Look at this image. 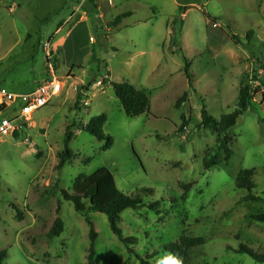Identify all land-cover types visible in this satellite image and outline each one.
Masks as SVG:
<instances>
[{
  "label": "rangeland",
  "instance_id": "rangeland-1",
  "mask_svg": "<svg viewBox=\"0 0 264 264\" xmlns=\"http://www.w3.org/2000/svg\"><path fill=\"white\" fill-rule=\"evenodd\" d=\"M124 12L131 16L110 25ZM70 30L65 46L76 54L66 57L57 40ZM48 41L63 89L16 137L0 139L3 264H88L89 227L60 195L79 176L101 168L111 172L119 191L144 206L119 215L122 235L137 239L131 255L106 216L90 213L97 233L93 264H140L153 252L148 262L163 264V245L183 233L204 241L187 252L185 264H261L237 251L241 245L264 251V224L251 219L264 215V201L244 200L249 194L264 199V0H0V87L27 93L41 84ZM106 77L145 90L150 114L127 117L110 83L103 85ZM242 80L254 102L226 133L233 140L229 164L218 152L217 165L206 170L203 160L217 153L219 137L201 126L200 111L205 107L216 120L232 112ZM184 93L187 100L177 106ZM100 115L112 140L105 151V141L75 127ZM68 126L74 158L57 170ZM242 170H254L250 192L235 186ZM157 201L158 213L149 208ZM58 216L64 231L49 239Z\"/></svg>",
  "mask_w": 264,
  "mask_h": 264
},
{
  "label": "trees",
  "instance_id": "trees-1",
  "mask_svg": "<svg viewBox=\"0 0 264 264\" xmlns=\"http://www.w3.org/2000/svg\"><path fill=\"white\" fill-rule=\"evenodd\" d=\"M130 12H124L115 17V19L110 23V25H116L121 22L122 19L130 17ZM208 21L216 23L217 19L211 15H206ZM253 31H248L245 35L247 40H251L253 36ZM228 38L236 45H239V39L235 35L227 34ZM263 78H264V64H263ZM184 74L189 81L191 82V74L189 73V65L185 64ZM103 85L110 83L114 95L120 103V106L127 117L133 118L140 116L147 112L149 113V99L145 90H138L134 88L128 82H119L113 83L109 82L106 78L102 81ZM191 84V83H190ZM260 87H257L256 90H260ZM262 96L263 92L258 91ZM254 92H251L250 85L242 80L238 90V104L236 109H234L229 114L223 115L219 120H216L210 116L205 107H202L200 111L201 126L204 129L213 131L219 137V141L216 147L217 153H215L211 158L203 160V167L208 170L213 168L218 163V152L224 153V164L228 165L231 155V148L233 140L227 138V131L234 127L237 123L238 118L245 112L253 100ZM187 93H184L183 96L177 102V106L187 100ZM81 99V94L78 93L76 96L75 107L79 106V101ZM182 123L184 122V117L182 116ZM264 123V117L260 120ZM106 123V116L100 115L99 117L93 118L87 124H79L76 127L77 130L87 132L94 136L98 141H105L102 150H108L112 146V140L106 136L102 127ZM184 126V125H183ZM72 126L67 127L66 140L64 142V149L61 151L57 158V170H60L66 162L74 158L73 152L69 149V143L73 136V133L70 131ZM19 132L14 133L16 137ZM254 175V170H242L239 172L235 186L238 189L247 190L250 192L254 185L252 183V178ZM150 193V191H145ZM61 199L67 202H70L73 206L74 211L79 214L89 227V252L87 255L88 264H93L95 257L94 244L97 239V233L95 231L94 225L90 218L91 212H97L106 216L111 232L122 242L127 249L128 255L133 253L132 247L136 245L137 239L133 237H124L120 228L118 227V221L120 219L119 215L122 211L126 209L138 210L142 208L143 202L140 198H133L123 194L116 187L114 177L111 172L106 168H101L89 176H79L75 179L72 185L71 191L61 190ZM245 201L251 202H262L264 199L259 197H254L249 194L244 199ZM61 203L58 202L56 207V213H60ZM160 202H153L149 205V208L156 213L159 212ZM18 220H21V216L17 213ZM251 219L255 222L264 224V215H254L251 216ZM64 231V223L62 219L58 216L55 218L51 229L49 230L48 237L49 239L59 237ZM204 243L201 238L189 237L185 233L181 235L179 241L176 243L165 244L162 247L164 253L169 254H179L183 258V264L187 262V252L195 247H198ZM239 253L247 254L252 260L256 263H264V251L262 253H255L253 250L248 247L241 245L238 249ZM157 253L153 252L150 256H146L144 259H140V264H151L148 262L150 258L155 256ZM168 256V255H167ZM6 257L5 251H0V264H3V260ZM123 264H127L125 261Z\"/></svg>",
  "mask_w": 264,
  "mask_h": 264
},
{
  "label": "built area",
  "instance_id": "built-area-1",
  "mask_svg": "<svg viewBox=\"0 0 264 264\" xmlns=\"http://www.w3.org/2000/svg\"><path fill=\"white\" fill-rule=\"evenodd\" d=\"M50 47V41L43 44L47 74L41 84L27 93H13L0 87V139L21 132L32 114L46 106L63 89V82L56 76ZM81 103L83 107L88 106V101ZM10 112L9 117L4 116Z\"/></svg>",
  "mask_w": 264,
  "mask_h": 264
},
{
  "label": "crops",
  "instance_id": "crops-1",
  "mask_svg": "<svg viewBox=\"0 0 264 264\" xmlns=\"http://www.w3.org/2000/svg\"><path fill=\"white\" fill-rule=\"evenodd\" d=\"M65 22H63V24H64ZM61 27H63V26H61ZM73 27H75V26H73ZM62 32V28H58V30L55 32V35H59L60 33ZM72 34H73V32H72V30H70V31H66L65 33H64V35L62 36V37H59V39L57 40V42H58V47H60L61 48V52L63 53V55H65L66 57H67V54L68 55H74V54H76L74 51H72L71 53L69 52V51H67L66 50V46H65V42H67V41H69L70 40V38H71V36H72ZM80 52H81V54L83 53H85V54H88L87 52H88V50L87 49H82V50H80ZM69 59H72V60H70L71 62H70V65H73L72 63H74L73 62V59L74 58H69ZM69 59H68V61H69ZM44 80H45V78H44ZM43 80V81H44Z\"/></svg>",
  "mask_w": 264,
  "mask_h": 264
},
{
  "label": "clouds",
  "instance_id": "clouds-1",
  "mask_svg": "<svg viewBox=\"0 0 264 264\" xmlns=\"http://www.w3.org/2000/svg\"><path fill=\"white\" fill-rule=\"evenodd\" d=\"M163 264H183V258L179 254L169 253Z\"/></svg>",
  "mask_w": 264,
  "mask_h": 264
}]
</instances>
